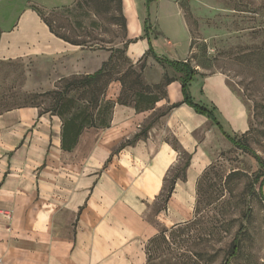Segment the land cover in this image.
Returning <instances> with one entry per match:
<instances>
[{
    "label": "crops",
    "instance_id": "0c3cea01",
    "mask_svg": "<svg viewBox=\"0 0 264 264\" xmlns=\"http://www.w3.org/2000/svg\"><path fill=\"white\" fill-rule=\"evenodd\" d=\"M123 1L131 37L142 36L131 46L133 59L146 54L150 41L162 54L160 40H152L149 32V41L144 34L153 0L149 14L147 0ZM49 6L45 0H0V62L85 58L87 48L58 38L33 9ZM101 66L94 61L91 70L79 65L83 75ZM200 79L209 105L233 133H246L249 114L225 78ZM167 90L168 101L146 112L116 104L111 126L85 130L70 150L62 146L60 117L31 106L0 113V264H147L146 243L158 234L145 217L148 203L159 199L180 155L163 139L168 130L161 131L162 123L193 157L187 180L176 182L163 226L193 217L197 179L208 166L196 134L209 119L184 104L159 118L145 138L127 144L158 108L183 101L177 81ZM121 92V84L114 82L107 99L117 102Z\"/></svg>",
    "mask_w": 264,
    "mask_h": 264
},
{
    "label": "rangeland",
    "instance_id": "374dc122",
    "mask_svg": "<svg viewBox=\"0 0 264 264\" xmlns=\"http://www.w3.org/2000/svg\"><path fill=\"white\" fill-rule=\"evenodd\" d=\"M45 1L51 4L43 8L45 15L58 33L86 40L95 49H85V58L64 56L58 62L45 57L0 62V113L28 106L40 108L41 112L54 110L58 106V93L65 85L85 76L79 65H88L87 70H91L93 61L102 65L113 53L107 49L123 50L114 54L109 70L114 69L109 77H120L118 72L126 70L130 63L135 65L137 73L140 71L139 61L145 54L134 60L130 49L134 44L131 42L139 41L142 36L131 37L123 0L125 28L117 18L120 14L117 0H90L91 5L85 3L82 10L75 9L79 0ZM64 8L71 11L65 12ZM150 26L152 40H160L162 45V48L157 45L162 52L157 51L159 55L173 61H188L197 70L198 75L189 88L195 103L209 109L215 107L210 106L201 93L200 78L221 75L246 107L250 126L246 133H233L229 123L216 110L223 131L209 120L197 132L196 139L203 146L208 166L197 179L193 217L165 227L162 221L164 216L169 217L167 190L174 178L187 180L193 157L181 149L172 131L161 124L162 132L168 130L163 139L180 155L165 177L159 199L148 203L147 221L157 227L158 234L164 232L168 239L159 249L157 244L149 243L150 240L146 243L151 250L152 263L224 264L228 260L229 264H264V177L257 182V176L264 174V166L222 133L251 147L264 162V0H153ZM151 60L153 58H146L142 84L150 87L145 91L147 95L162 98L155 108L168 101L166 79H178L180 74L157 66ZM78 71L80 74H76ZM134 79L135 75L130 73L124 90L121 85L122 98L132 105L135 104V91L141 90L139 85L133 84ZM157 85L162 86L156 88ZM177 85L180 88L179 81ZM83 92L77 89L68 97L86 106L90 96ZM141 106L142 110L148 107L145 103ZM169 108L167 103L158 108L143 128L150 123L153 126L163 116L168 117ZM188 161L190 165L185 168ZM173 229H176L175 234H172ZM236 237L241 241V250L230 258V245Z\"/></svg>",
    "mask_w": 264,
    "mask_h": 264
},
{
    "label": "trees",
    "instance_id": "16d2710c",
    "mask_svg": "<svg viewBox=\"0 0 264 264\" xmlns=\"http://www.w3.org/2000/svg\"><path fill=\"white\" fill-rule=\"evenodd\" d=\"M90 1V0H89ZM88 0L84 1L79 0L76 3L75 9L82 10L84 6H86L85 3H87L88 6L91 5V1ZM118 1V10L120 12L119 16L117 17L118 20L121 22V25L125 28L126 27V19L122 13V0ZM147 9L148 14L150 11V4L152 3V0H147ZM33 9L38 13V15L41 17V19L47 24V26L50 28L51 32L55 34L58 38L64 40L67 43H70L75 46H81L83 48L88 49H95L94 46H89L86 40H78V39H72L64 34L58 33L52 22L46 17L45 11L43 8L39 7H33ZM65 12H70V8H64ZM80 26H82L81 23H79ZM151 29L150 21L147 19L145 23V36L149 39V30ZM0 38H1V30H0ZM131 43H134L131 42ZM150 46L144 57L139 61L141 63L140 71L137 73V70L134 69V64L130 63L126 70L119 71L118 74H120V77H117L116 79H113L110 76H112V70H109V66L112 64V61L114 59V54L116 52H123V50H115L113 48L107 49L112 51V55L108 59V61L104 62L101 66V68L96 71L93 74L82 76L81 78L72 80L68 82L64 90L60 93H58L57 97V104L58 106L54 110L50 111H44L41 114H47L51 113L52 115H56L60 117L63 121V133H62V146L64 149H72L78 142L79 137L82 135V133L91 128H109L111 126V119L113 115V110L116 106V104L123 105V106H132L135 108L137 112H146L149 110L154 109V106L162 100V98L155 96V95H147L145 93L146 90H148L150 87L144 86L142 84V74L146 66V58L151 57L153 58L159 65L162 67H168L172 69L174 72L180 74V77L178 79H166V86H169L174 81H179L181 84V90L183 94V101L174 103L170 106L168 111H172L173 109L179 108L180 106L186 104L189 107L193 108L195 112L199 115L207 117L215 126L220 128L222 130V126L220 122L218 121L215 111L216 107L213 109L206 108L204 106H201L193 100L190 94V85L196 75H198L197 70L192 67V65L188 61H173L170 60L164 56H159L156 54L154 48L152 47L151 41L149 42ZM100 49H106L99 47ZM127 58V63H129V59ZM127 66V65H125ZM109 70V71H108ZM131 73V75H135V79L133 81L134 85H139L141 87V90H136L134 93V101L135 104L132 105L131 102L124 101L122 98V94L117 102L108 100L106 97V91L112 82H120L123 90L126 88V78H128V75ZM162 85H157L156 88H160ZM77 89H83L84 92L82 94H89L90 99L88 101V105L83 106L78 103V100L68 97L69 93ZM132 90H135L133 86H131ZM88 96V97H89ZM142 103H145L148 107L144 110H142ZM35 107V106H31ZM96 112V113H95ZM166 114V113H165ZM164 114V115H165ZM152 123H150L147 127H145L139 134L135 136V138L132 141H127V144L135 143L140 138H145L148 134V131L151 129ZM223 131V130H222ZM223 135L237 148L243 150L245 153H248L252 155L259 165L261 167L264 166V162L262 161V158L257 155L251 147L244 144L240 140H236L232 137H230L225 132H222ZM122 145L121 147H123ZM190 161V160H189ZM187 162L185 165V168H188L190 165V162ZM264 177V174H260L257 176V182ZM180 177H176L171 181V184L167 190L166 195V201H168L174 190L177 180ZM183 181H186V178H183ZM264 182V181H263ZM198 213V208L196 209V214ZM176 233V229L172 230V234ZM168 242V239L164 232H161L157 236L153 237L149 243L151 244H157V248L159 249L163 243ZM241 250V241L238 239V237L234 238L230 245L229 250V257L234 258L236 255H238L239 251ZM146 254H147V264H153L152 263V254L149 247L146 246ZM224 264H229V261L227 260Z\"/></svg>",
    "mask_w": 264,
    "mask_h": 264
}]
</instances>
